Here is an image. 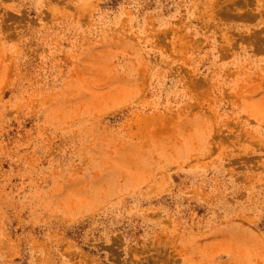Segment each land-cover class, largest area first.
Listing matches in <instances>:
<instances>
[{
    "label": "rangeland",
    "instance_id": "obj_1",
    "mask_svg": "<svg viewBox=\"0 0 264 264\" xmlns=\"http://www.w3.org/2000/svg\"><path fill=\"white\" fill-rule=\"evenodd\" d=\"M0 264H264V0H0Z\"/></svg>",
    "mask_w": 264,
    "mask_h": 264
}]
</instances>
